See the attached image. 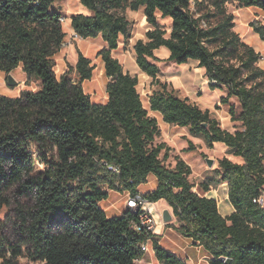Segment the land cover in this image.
Returning <instances> with one entry per match:
<instances>
[{
    "label": "trees",
    "instance_id": "1",
    "mask_svg": "<svg viewBox=\"0 0 264 264\" xmlns=\"http://www.w3.org/2000/svg\"><path fill=\"white\" fill-rule=\"evenodd\" d=\"M56 1L0 0V70L8 74L22 65L25 83L40 82L37 90L25 89L17 97L0 94V210L12 208L15 220L9 221L17 239H0V264L25 254L45 264H136L145 254L146 237L131 227L135 214L126 210L109 217L100 202L110 189L138 191L150 174L158 185L145 194L147 200L164 199L177 228L204 246L211 264H264V208L253 202L264 189V68L258 65L261 53L234 30L235 15L226 6L232 0H194L199 16L192 0H80L91 14H73L72 28L83 39L101 36L106 43L98 52L108 78L105 103L93 102L83 88L94 66L82 52L75 66L78 80L69 71L56 74V56L66 39ZM237 1L264 11V0ZM141 8L152 28L134 45L136 62L160 85L149 96V108L138 76L124 71L112 53L121 37L131 36L126 10ZM160 18L170 19L169 32ZM249 25L264 40V24ZM162 47L169 50L166 60L178 65L198 61L209 88L227 91L220 103L228 106L232 121L242 122L241 129L223 128L209 109L158 80L156 50ZM150 110L165 123L203 136L210 147L224 143L242 158L240 163L224 157L217 169L215 183H228L230 215L223 216L217 200L205 195L211 182L201 184L204 194L194 189L192 168L179 155L174 167L164 163L170 148L154 143L161 129ZM105 163L118 165L120 174ZM153 249L165 264H188L158 241Z\"/></svg>",
    "mask_w": 264,
    "mask_h": 264
},
{
    "label": "rangeland",
    "instance_id": "2",
    "mask_svg": "<svg viewBox=\"0 0 264 264\" xmlns=\"http://www.w3.org/2000/svg\"><path fill=\"white\" fill-rule=\"evenodd\" d=\"M227 11L235 15L236 26L235 31L240 33L241 37H245V42L253 47L263 50L262 58L259 60L258 65L264 67V40H262L258 33L249 25L250 22L256 21L264 24V11L258 7H245L237 0H232L227 3ZM53 8L62 12V15L66 20L62 23L64 31L66 32V39L62 45V49L58 56H56V74L60 76L66 71H69L70 76L78 80L79 77L75 71V66L78 60L79 52H82L85 56L89 57L94 66L93 76L90 80H86L82 83L86 93L91 96L93 102L105 103L107 101V83L108 78L105 74L104 62L98 55L101 48L105 47L101 36L97 38H89L83 40L81 37H75L70 24V17L73 14L85 13L87 9L80 0H57L53 4ZM192 8L197 12V16L200 14L199 8L196 7L195 1L192 0ZM128 20L131 22V36L130 38L121 37L119 48L113 51V55L123 65L124 71L129 72L132 75H137L139 78V84L137 86L138 91L142 97V100L147 108H149V96L160 85L150 77H145L140 74L141 70L138 68L136 62V56L134 51V45L139 39H145L146 32L152 28L146 20L144 14V8L138 11L127 9L125 12ZM161 25L168 32L171 30V21L168 18H160ZM243 39V38H242ZM160 60L157 64L160 67V73L158 80L162 83H166L168 89L174 90L182 98H188L190 102L198 105L201 109H209L214 117H216L223 126L221 116H226L228 113V106L220 103V96L214 93L215 90L209 88V80L205 75V69L198 66V61L190 60L187 64L178 65L174 62L166 60L169 56V50L166 47L160 48L156 51ZM15 79L18 81L16 86H10L8 84V74L5 71L0 70V94L17 97L25 89L37 90L40 87V82L37 79H32L28 84L25 83L27 75L23 70V66L19 65L11 72ZM222 91L220 89H216ZM221 94V92L219 93ZM223 95L227 94V91L222 92ZM232 103H235L239 110L240 105L236 98L231 99ZM209 107V108H208ZM150 115L156 116L161 129V135L155 140V144L164 142L170 148L169 158L164 161L167 166H175V156L178 154L184 159L192 168V174L190 175V181L194 183L195 190L203 194L201 184L203 182H211L210 193L216 195L220 191L221 184L215 183L218 179L217 169L219 168V161L228 157L235 162H241L239 158H234L230 153L229 148L224 145L214 144L210 147L203 136H193L189 133L188 128L177 127L172 124L165 123L160 115H155L149 112ZM219 143V142H218ZM164 157V151L161 153L160 158ZM207 158L213 159L214 163L210 167L207 163ZM150 179L147 183L140 185V192L146 194V192L153 190L158 183V179L154 174H150ZM222 190V188H221ZM218 202L221 204L219 208L223 211L224 205H222V198L218 196ZM21 202H27V199L21 198ZM100 207L104 209L109 217L120 216L126 211V194L122 190H111L107 199L100 202ZM165 205L158 202H153L151 205L152 212L158 221V225L165 226L162 219V212ZM172 211V209H170ZM8 216V219H7ZM15 220V215L11 207H3L0 210V239L4 242L16 243L17 239L14 234L15 225L9 221ZM176 221L174 217L171 223ZM169 225H171L169 223ZM180 231V230H179ZM161 239L163 246H168V242L165 238ZM148 256L152 255V250L148 251ZM183 254V253H182ZM8 257H11V253L8 252ZM147 260V259H146ZM197 261V262H196ZM1 262V261H0ZM195 262V263H194ZM211 264V260L204 257L202 252L201 257L195 261H190L189 264ZM12 264H45L40 259H33L30 256L22 255L13 260ZM137 264H165L157 260L156 258L148 259L143 263L142 260Z\"/></svg>",
    "mask_w": 264,
    "mask_h": 264
},
{
    "label": "crops",
    "instance_id": "3",
    "mask_svg": "<svg viewBox=\"0 0 264 264\" xmlns=\"http://www.w3.org/2000/svg\"><path fill=\"white\" fill-rule=\"evenodd\" d=\"M85 13L84 14H88L90 15L91 14V11L89 9H85ZM70 24H71V17H70ZM71 29H72V32L74 33V29L72 28L71 26ZM240 34V33H239ZM243 40L245 41V37H242ZM83 39V38H82ZM89 39V38H88ZM85 40V39H83ZM121 40V39H120ZM105 43V42H104ZM247 43V42H246ZM106 44V43H105ZM250 45V44H249ZM252 46V45H251ZM253 47V46H252ZM104 48V47H103ZM119 48V47H118ZM117 48V49H118ZM102 49V48H101ZM116 49V50H117ZM254 49L259 52V53H262L263 50H260V49H257L254 47ZM159 50V49H158ZM156 50V51H158ZM115 51V50H113ZM157 55V54H156ZM58 56V55H57ZM136 56V55H135ZM139 68V66H138ZM264 68V67H263ZM140 69V68H139ZM141 70V69H140ZM143 76L145 77H150L148 76L147 74H145L144 72L140 71ZM151 78V77H150ZM221 92V94H219ZM223 91H218V90H215L214 93L218 94V96H222ZM107 99H108V96H107ZM209 108V107H208ZM149 112H152L154 113L155 115H160L159 113L157 112H154V111H149ZM229 113V112H228ZM161 116V115H160ZM162 117V116H161ZM223 118V120H221L222 124H224L222 127L231 131V132H234L236 131L237 129H241L242 128V122L240 121H232L231 120V116L230 114L226 115V116H221ZM163 120V119H162ZM179 127V126H177ZM183 128H186V127H183ZM190 133V132H189ZM215 144H219V145H224L222 144L221 142H217ZM225 146V145H224ZM178 155V154H177ZM180 156V155H179ZM181 157V156H180ZM234 158H239L240 160H242L241 157H238V156H234ZM175 158V157H174ZM182 158V157H181ZM233 160V159H231ZM243 162V161H241ZM240 162V163H241ZM175 164H176V160H175ZM150 179V176L148 177V180ZM158 183L156 184V187H157ZM155 187V188H156ZM140 186L138 187V191L140 192ZM154 188V189H155ZM222 188V190H221ZM153 189V190H154ZM151 190V191H153ZM150 192V191H148ZM146 192V193H148ZM211 191H208L205 193V195L207 197H211V198H214V199H218V196H221L222 198V205H224V210L222 211L220 208H219V211L220 213L223 215V216H227V215H230L233 211H234V207L233 205L231 204V202L229 201V198H228V192H229V187H228V183L225 182V183H222L221 186H220V191L216 193V195H213V193H210ZM201 194V193H200ZM204 194V192H203ZM218 202V200H217ZM158 203H162L165 205V208H170L171 207L168 205V203L162 199L160 201H158ZM221 203L218 202V207ZM175 217V216H174ZM171 225L167 224L165 226H162L161 224L160 225H157L156 227V231H155V235H154V238L149 242V246H150V251L152 250L153 254L148 256V251L144 254L143 256V263L147 262L148 259H152V258H156V254H155V251L153 249V243L155 241H158L159 244L166 248L168 251H170L171 253L175 254L176 256L182 258L184 261H186L188 264L190 261H195L197 259H199L201 257V254L202 252H204V257L205 258H208L210 259L209 255H208V252L207 250L204 248L203 245L199 244L198 241L194 240L193 238H190V237H187L185 236L182 232L179 231V229L177 228L179 226V222L176 218V221L174 223H170ZM162 237V238H165V240L168 242V246H163L162 245V242H161V239L159 238ZM183 253V254H182ZM147 259V260H146ZM158 260V259H157ZM197 262V261H196ZM195 263V262H194ZM198 264V263H197Z\"/></svg>",
    "mask_w": 264,
    "mask_h": 264
},
{
    "label": "built area",
    "instance_id": "4",
    "mask_svg": "<svg viewBox=\"0 0 264 264\" xmlns=\"http://www.w3.org/2000/svg\"><path fill=\"white\" fill-rule=\"evenodd\" d=\"M65 20L66 18L64 16L60 18L62 23ZM73 34L77 38L80 37L76 32ZM105 166L115 175H119L121 172L120 167L116 164L105 163ZM130 182H132V180ZM123 192L126 194V210L135 214V218L131 220V227L133 230L146 237V241L141 244V250L146 253L150 249L149 242L155 235L156 227L158 225V221L151 209L153 202L147 200L145 194H142L139 191L133 192L130 189H124ZM253 202L264 208V189H262L259 195L253 199ZM141 260L142 258H138L135 260V263L137 264Z\"/></svg>",
    "mask_w": 264,
    "mask_h": 264
},
{
    "label": "water",
    "instance_id": "5",
    "mask_svg": "<svg viewBox=\"0 0 264 264\" xmlns=\"http://www.w3.org/2000/svg\"><path fill=\"white\" fill-rule=\"evenodd\" d=\"M8 84L10 86H16L18 84V81L15 79V77L13 76V74L10 72L8 73ZM204 127L207 126V124H203ZM207 163L210 167H212L213 163H214V160L213 159H210V158H207ZM162 219H163V222L165 224H169L173 221L174 219V215L172 213V211L170 210V208H164L163 212H162ZM224 261H229L228 258L224 257L223 258Z\"/></svg>",
    "mask_w": 264,
    "mask_h": 264
}]
</instances>
